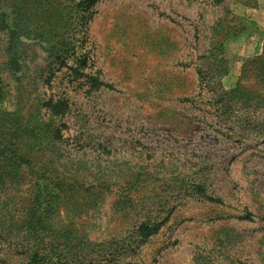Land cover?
<instances>
[{"label":"rangeland","instance_id":"374dc122","mask_svg":"<svg viewBox=\"0 0 264 264\" xmlns=\"http://www.w3.org/2000/svg\"><path fill=\"white\" fill-rule=\"evenodd\" d=\"M257 2L0 0V264H264Z\"/></svg>","mask_w":264,"mask_h":264},{"label":"trees","instance_id":"16d2710c","mask_svg":"<svg viewBox=\"0 0 264 264\" xmlns=\"http://www.w3.org/2000/svg\"><path fill=\"white\" fill-rule=\"evenodd\" d=\"M46 106L48 108V112L52 115H59V114H63L65 112V110L67 109V107L69 106L68 104V100L64 97H58L56 99H50L47 103ZM15 151L12 150V148L6 144H4L2 142V140L0 139V167H10L11 169H7L6 172H8V174H6L7 176H9L10 173H15L16 171H18L20 169V167L23 165V163L27 160L25 159H21L20 157H15ZM10 155V156H9ZM15 157V160L12 161V159ZM18 158V159H17ZM11 180V179H10ZM41 195H45L46 193L43 191H40ZM37 206L40 205V201H39V196L37 194ZM219 200V199H218ZM39 201V202H38ZM41 204H43V202H41ZM6 220V219H4ZM8 228L11 227L14 228L15 225L13 223H9ZM152 230L144 233V238L148 237L149 235L152 234ZM59 260V259H58Z\"/></svg>","mask_w":264,"mask_h":264},{"label":"crops","instance_id":"0c3cea01","mask_svg":"<svg viewBox=\"0 0 264 264\" xmlns=\"http://www.w3.org/2000/svg\"><path fill=\"white\" fill-rule=\"evenodd\" d=\"M248 13L249 16V27L251 29L245 33L246 36L251 35V38L255 36L257 43H264V0H258L255 7L251 8ZM253 27V28H252Z\"/></svg>","mask_w":264,"mask_h":264}]
</instances>
